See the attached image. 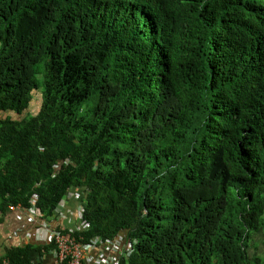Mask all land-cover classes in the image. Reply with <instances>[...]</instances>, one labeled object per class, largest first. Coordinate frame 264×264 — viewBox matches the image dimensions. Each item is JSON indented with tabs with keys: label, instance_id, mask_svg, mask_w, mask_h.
Listing matches in <instances>:
<instances>
[{
	"label": "trees",
	"instance_id": "1",
	"mask_svg": "<svg viewBox=\"0 0 264 264\" xmlns=\"http://www.w3.org/2000/svg\"><path fill=\"white\" fill-rule=\"evenodd\" d=\"M0 43V209L79 188L121 264H264V0H0Z\"/></svg>",
	"mask_w": 264,
	"mask_h": 264
},
{
	"label": "built area",
	"instance_id": "2",
	"mask_svg": "<svg viewBox=\"0 0 264 264\" xmlns=\"http://www.w3.org/2000/svg\"><path fill=\"white\" fill-rule=\"evenodd\" d=\"M81 192L76 188L72 193L78 197ZM36 198L33 197L31 205L28 208L10 205V208H17L27 213L28 220H38L40 236L45 244H53L54 247L49 250L48 255L53 257L57 264H121L123 256H129L135 241L126 237L123 231L118 232L110 239H102L99 236L93 237L89 242H79L68 232H61L57 226L51 225L41 218V214L35 205ZM65 206V200L61 199L56 207V220L61 221L64 215L62 210ZM76 216L79 224L75 227L83 229L87 225L82 219V206L76 208ZM45 233L46 236L43 234ZM0 264H8L7 259L0 261Z\"/></svg>",
	"mask_w": 264,
	"mask_h": 264
},
{
	"label": "crops",
	"instance_id": "3",
	"mask_svg": "<svg viewBox=\"0 0 264 264\" xmlns=\"http://www.w3.org/2000/svg\"><path fill=\"white\" fill-rule=\"evenodd\" d=\"M31 103L28 106L30 111ZM83 195L76 198H71L65 202L62 210L64 215L61 221L55 218L46 220L48 223L57 226L63 225L68 229H73L77 226L78 218L76 216V208L82 205ZM38 220H28L27 213L21 209H13L8 206L7 209H0V257L4 255L11 245L26 244L31 242L44 243L43 239L39 238ZM44 236L45 233L43 234ZM43 264H57L55 259L49 255L43 256Z\"/></svg>",
	"mask_w": 264,
	"mask_h": 264
},
{
	"label": "rangeland",
	"instance_id": "4",
	"mask_svg": "<svg viewBox=\"0 0 264 264\" xmlns=\"http://www.w3.org/2000/svg\"><path fill=\"white\" fill-rule=\"evenodd\" d=\"M0 47H1V43H0ZM38 78L41 79V76L39 75ZM39 99H40V93L35 92L34 98H33L32 103H31V108H30V111L32 113H34L38 109ZM14 209H17V208H14ZM255 237H256L255 239L258 240V242H259L257 252L264 254V231L258 232V234Z\"/></svg>",
	"mask_w": 264,
	"mask_h": 264
}]
</instances>
